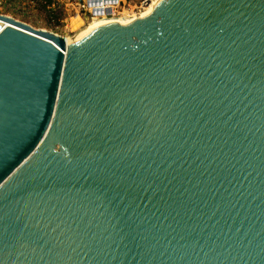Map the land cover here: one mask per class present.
I'll return each instance as SVG.
<instances>
[{
    "label": "water",
    "instance_id": "95a60500",
    "mask_svg": "<svg viewBox=\"0 0 264 264\" xmlns=\"http://www.w3.org/2000/svg\"><path fill=\"white\" fill-rule=\"evenodd\" d=\"M2 23L0 264H264V0Z\"/></svg>",
    "mask_w": 264,
    "mask_h": 264
},
{
    "label": "rangeland",
    "instance_id": "374dc122",
    "mask_svg": "<svg viewBox=\"0 0 264 264\" xmlns=\"http://www.w3.org/2000/svg\"><path fill=\"white\" fill-rule=\"evenodd\" d=\"M146 0H127L114 5L109 16L94 15L87 0H0V13L10 15L36 29H48L74 39L96 19L122 20L139 16Z\"/></svg>",
    "mask_w": 264,
    "mask_h": 264
},
{
    "label": "bare ground",
    "instance_id": "6f19581e",
    "mask_svg": "<svg viewBox=\"0 0 264 264\" xmlns=\"http://www.w3.org/2000/svg\"><path fill=\"white\" fill-rule=\"evenodd\" d=\"M159 1H161V0H147L146 2L148 4V6L146 7L145 11L142 14H140L139 16L136 15V16H133L131 18H125V19H122V20L121 19L120 20H116V19L114 20V19H111V18H108V19H106V18L105 19H101V18L100 19H96V20L92 21L90 24H88L86 26V28H84V30H82L76 36V38H74V39H68V42L70 43L71 41L78 40V38L81 37L83 34L88 33V32H91L95 28L101 26L103 23H110V22H114V21L121 22V23H128V22H131L133 20H136V19H138V18H140V17H142V16L150 13L153 10V8L155 7V5ZM0 25L2 27V26H4V23H2Z\"/></svg>",
    "mask_w": 264,
    "mask_h": 264
},
{
    "label": "built area",
    "instance_id": "2783aa9c",
    "mask_svg": "<svg viewBox=\"0 0 264 264\" xmlns=\"http://www.w3.org/2000/svg\"><path fill=\"white\" fill-rule=\"evenodd\" d=\"M147 1V0H146ZM120 3V0H118V3H116V4H119ZM115 5V4H114ZM114 5H111L110 7H111V9H112V11H111V13H109V14H103V16L105 17V16H109V15H111L112 13H113V10H114ZM105 7H108V6H105Z\"/></svg>",
    "mask_w": 264,
    "mask_h": 264
},
{
    "label": "crops",
    "instance_id": "0c3cea01",
    "mask_svg": "<svg viewBox=\"0 0 264 264\" xmlns=\"http://www.w3.org/2000/svg\"><path fill=\"white\" fill-rule=\"evenodd\" d=\"M121 1H124V2H125V1H127V0H120V2H121Z\"/></svg>",
    "mask_w": 264,
    "mask_h": 264
}]
</instances>
